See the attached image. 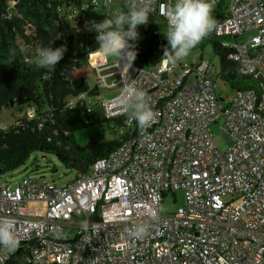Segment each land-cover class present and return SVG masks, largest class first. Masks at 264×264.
<instances>
[{
  "label": "built area",
  "instance_id": "2783aa9c",
  "mask_svg": "<svg viewBox=\"0 0 264 264\" xmlns=\"http://www.w3.org/2000/svg\"><path fill=\"white\" fill-rule=\"evenodd\" d=\"M89 3L105 7L104 0ZM171 4L156 0L166 23L162 10ZM228 4L213 32L227 36L220 42L227 58L256 87L237 91L225 105L210 61L142 68L111 63L98 50L86 55L98 95L113 94L101 104L119 145L65 184L41 175L0 179V222L10 223L27 248L26 264H264V0ZM248 31L253 35L243 38ZM130 86L146 92L155 114L147 129L126 123L118 97ZM26 112L35 116L32 108ZM214 123L230 143L226 150L214 142ZM177 189L183 206L161 215L164 196ZM137 224L148 226L141 239L129 234ZM68 227L76 228L74 237ZM12 254L0 248V264Z\"/></svg>",
  "mask_w": 264,
  "mask_h": 264
},
{
  "label": "trees",
  "instance_id": "16d2710c",
  "mask_svg": "<svg viewBox=\"0 0 264 264\" xmlns=\"http://www.w3.org/2000/svg\"><path fill=\"white\" fill-rule=\"evenodd\" d=\"M86 2L87 7L82 9ZM89 2L0 0V111L14 105L25 111V117L13 127L0 129V179L23 166L32 153L40 152L54 155L66 169L74 171L70 182L86 175L95 160L119 145V139H113L82 148L74 137L75 131L100 122L91 117L93 106L88 100L98 95V89L86 82L93 73L86 55L98 49L96 33L89 30L91 24L103 20L110 11ZM228 7V0H217L213 10L216 23L227 16ZM74 9H78L75 16ZM224 39L227 36L212 31L193 49L211 45L212 53L219 56L216 76L230 89L255 88V81L241 74L240 64L227 58V50L220 45ZM131 43L136 51L131 65L149 68L166 60L162 58L167 47L164 34L149 33L144 50L137 41ZM42 46L65 49L52 73L38 69L34 63ZM28 108L34 109V117L28 116ZM28 257L27 248L20 246L4 264H26Z\"/></svg>",
  "mask_w": 264,
  "mask_h": 264
},
{
  "label": "clouds",
  "instance_id": "9594fccd",
  "mask_svg": "<svg viewBox=\"0 0 264 264\" xmlns=\"http://www.w3.org/2000/svg\"><path fill=\"white\" fill-rule=\"evenodd\" d=\"M215 0H175L163 9L167 21L164 35L167 47L162 58L175 63L186 57L189 52L207 37L215 28L213 7ZM105 8L111 7V0H104ZM156 0H122L120 9L109 12L100 22H93L90 31L96 33L98 51L116 62L127 61L129 65L136 58L132 41L138 39L137 27L147 25L149 14H156ZM65 49L42 46L36 52L34 63L38 69L52 73L62 59ZM119 102L126 115L129 127L147 129L155 121V114L148 103L147 94L135 87H127L120 93ZM107 120V119H106ZM146 224H137L129 230L134 239H141L147 233ZM20 240L7 222H0V248L14 253Z\"/></svg>",
  "mask_w": 264,
  "mask_h": 264
},
{
  "label": "rangeland",
  "instance_id": "374dc122",
  "mask_svg": "<svg viewBox=\"0 0 264 264\" xmlns=\"http://www.w3.org/2000/svg\"><path fill=\"white\" fill-rule=\"evenodd\" d=\"M174 2L175 0H172V4ZM120 8V0H111V7L109 8L110 12ZM166 29L167 23L163 17L159 15H149L148 24L137 27L139 36L135 41L139 43L140 49L144 50L147 45L149 33L157 32L159 34H164ZM253 33V31L245 32L243 34V38H249L253 35ZM240 40H242V37ZM201 60L212 62L217 71L219 66V56L212 53V47L209 44L204 45L203 48L191 50L186 57L171 64L175 67V69H178L180 65L185 63L197 66L200 64ZM114 78H116V75L110 76L107 79V82L110 83ZM86 82L90 88H94L97 85L99 86L95 72L86 78ZM214 89L221 99L220 103L222 105L230 102L236 94L234 90L230 89V87L221 81L216 75L214 77ZM101 91L102 92L99 95L91 96V100H89L91 101L90 104L93 106L91 117L99 119L100 122L90 123V125L81 130H77L74 133L76 143L82 148H85L92 142H106L118 139L119 137V133L116 130L114 122L104 118V108L101 104L102 98L107 99L113 94H111V92ZM23 117H25L24 109L19 110L16 105L13 107L3 108L0 111V122L5 129L13 127L15 123ZM210 129L213 133V139L217 146L221 150H226L230 143L226 141L224 136L221 134L222 131L219 128V125L214 123L210 126ZM39 175L44 176L48 182H54L57 185H61L68 182L74 176V171L66 169L64 165L52 154L34 152L29 156L23 166L4 173L1 176V180L16 183L24 177ZM184 201V191L182 189L170 192L164 196L162 202L160 203L159 213L161 215L171 214L175 212L178 207L183 206ZM66 232L70 234L71 237H74L76 228L68 227Z\"/></svg>",
  "mask_w": 264,
  "mask_h": 264
},
{
  "label": "crops",
  "instance_id": "0c3cea01",
  "mask_svg": "<svg viewBox=\"0 0 264 264\" xmlns=\"http://www.w3.org/2000/svg\"><path fill=\"white\" fill-rule=\"evenodd\" d=\"M109 60H110V62H111V63H114V62H116V61H114V60H112V59H109Z\"/></svg>",
  "mask_w": 264,
  "mask_h": 264
},
{
  "label": "bare ground",
  "instance_id": "6f19581e",
  "mask_svg": "<svg viewBox=\"0 0 264 264\" xmlns=\"http://www.w3.org/2000/svg\"><path fill=\"white\" fill-rule=\"evenodd\" d=\"M89 101V100H88Z\"/></svg>",
  "mask_w": 264,
  "mask_h": 264
}]
</instances>
